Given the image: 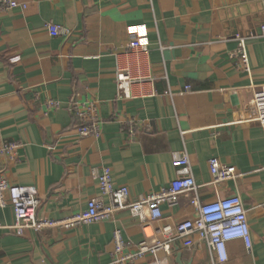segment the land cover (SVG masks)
I'll return each instance as SVG.
<instances>
[{"label": "crops", "instance_id": "obj_1", "mask_svg": "<svg viewBox=\"0 0 264 264\" xmlns=\"http://www.w3.org/2000/svg\"><path fill=\"white\" fill-rule=\"evenodd\" d=\"M12 2L0 13V143L18 147L12 162L0 154V173L11 186L35 189L37 218L70 217L95 198L106 203L93 169H109L130 202L156 194L183 175L172 154L185 153L200 202L239 196L251 249L231 241L218 263L192 235L191 247L176 241L169 255L147 254L135 264H264V138L251 102L264 87V2ZM49 22L70 36H50ZM132 29L143 30L146 52L129 50ZM240 39L245 62L236 54ZM118 72L131 80L128 99L117 97ZM73 98L96 103L99 137L77 136ZM47 99L59 107L46 109ZM211 158L236 178L212 185ZM3 198L0 224L10 226L14 214ZM194 214L181 195L145 229L128 211L71 230L0 229V264H113L114 230L133 247L163 241V230Z\"/></svg>", "mask_w": 264, "mask_h": 264}, {"label": "built area", "instance_id": "obj_2", "mask_svg": "<svg viewBox=\"0 0 264 264\" xmlns=\"http://www.w3.org/2000/svg\"><path fill=\"white\" fill-rule=\"evenodd\" d=\"M261 1L264 2V0ZM14 7L12 0H0V13L9 12ZM45 27L52 37L67 38L71 34L68 29L51 22L47 23ZM130 33L132 40L128 45L129 50L146 52L148 45L143 30L132 29ZM236 54L241 56L245 62L243 39L239 40ZM130 83L131 80L127 75L118 72L116 80L118 98H129ZM251 102L255 110L253 121L260 126L264 138V87L253 91ZM44 106L46 109L55 110L59 107V103L53 99H47ZM68 111L77 120L76 133L78 137H99L101 122L98 118L95 102H81L73 98L69 103ZM17 147L16 142H1L0 154L7 156L12 162L15 160ZM172 161L180 168L183 175L173 180L167 188L160 192L132 202L128 200L126 187L115 186L109 169L104 168L100 171L93 169L92 177L98 184L101 196L107 202L105 203L101 198L91 199L83 211L59 220L38 219L36 213L39 201L35 189L11 186L0 173V209L5 206L3 196L6 195L14 214L13 224L10 226L0 224V229L11 230L17 235H22L27 229L34 231L55 228L71 230L79 226L107 221L120 211H128L131 217L141 222L143 229H145L149 223L161 218L162 206L174 207L177 205L178 198L181 195H186L190 197V204L195 208V214L192 218L177 223L172 230H163V241L145 239L131 247L124 242L121 232L114 230L112 263L135 264L143 256L156 254L159 251L169 255L171 245L176 241H180L184 247H191L192 235H197L206 244L209 253L218 263L226 261V244L231 241H242L245 249L250 250L251 234L247 222V211L244 209L239 196L217 197L212 202H200L198 186L191 174L190 164L185 153H173ZM208 168L212 185H219L236 178L234 170L220 165L216 158L209 159ZM261 170L264 172V165ZM145 237L147 236L145 235Z\"/></svg>", "mask_w": 264, "mask_h": 264}]
</instances>
